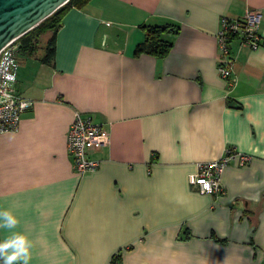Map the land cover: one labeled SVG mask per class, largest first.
<instances>
[{
  "label": "crops",
  "instance_id": "obj_1",
  "mask_svg": "<svg viewBox=\"0 0 264 264\" xmlns=\"http://www.w3.org/2000/svg\"><path fill=\"white\" fill-rule=\"evenodd\" d=\"M248 9L261 44L231 42L229 87L219 21ZM143 25L177 30L164 57L135 53ZM41 55L18 52L30 106L0 134L2 264H264V0H89L64 15L53 63ZM76 112L109 129L85 175L67 150ZM226 147L252 158L230 162L220 196L199 192L196 163Z\"/></svg>",
  "mask_w": 264,
  "mask_h": 264
},
{
  "label": "built area",
  "instance_id": "obj_2",
  "mask_svg": "<svg viewBox=\"0 0 264 264\" xmlns=\"http://www.w3.org/2000/svg\"><path fill=\"white\" fill-rule=\"evenodd\" d=\"M260 21L261 12L257 9H248L239 19L226 16L220 18L216 34L217 72L229 87L235 83L232 72L236 55L231 52V42L237 39L240 44L257 49L261 44ZM18 50L17 39L0 49V134L16 130L21 114L30 106V101L15 90L19 69ZM109 142L107 124L76 112L67 132V150L73 171L77 175L93 172L99 161L92 158V153L107 147ZM251 158V155L237 151L234 147H226L220 157L197 162L188 181L199 192L218 197L224 193L221 177L230 162L243 166ZM262 260L264 261V254Z\"/></svg>",
  "mask_w": 264,
  "mask_h": 264
},
{
  "label": "trees",
  "instance_id": "obj_3",
  "mask_svg": "<svg viewBox=\"0 0 264 264\" xmlns=\"http://www.w3.org/2000/svg\"><path fill=\"white\" fill-rule=\"evenodd\" d=\"M89 0H69L60 6L50 16L42 20L37 26L20 36L18 52L26 55L38 53V42L42 35L49 33L42 55L39 60L52 64L55 53V34L62 24L66 12L72 7H81ZM144 40L135 48V53H148L156 57H164L171 48V42L163 38L165 33H175L177 30L170 25H143ZM0 264H2L0 260Z\"/></svg>",
  "mask_w": 264,
  "mask_h": 264
},
{
  "label": "water",
  "instance_id": "obj_4",
  "mask_svg": "<svg viewBox=\"0 0 264 264\" xmlns=\"http://www.w3.org/2000/svg\"><path fill=\"white\" fill-rule=\"evenodd\" d=\"M69 0H0V49L37 26Z\"/></svg>",
  "mask_w": 264,
  "mask_h": 264
},
{
  "label": "rangeland",
  "instance_id": "obj_5",
  "mask_svg": "<svg viewBox=\"0 0 264 264\" xmlns=\"http://www.w3.org/2000/svg\"><path fill=\"white\" fill-rule=\"evenodd\" d=\"M49 35H50L49 33H45L44 35L40 37L39 42H38V47H39L38 50L40 52H43V48L46 42L48 41Z\"/></svg>",
  "mask_w": 264,
  "mask_h": 264
}]
</instances>
